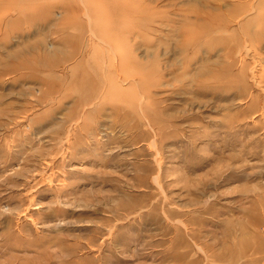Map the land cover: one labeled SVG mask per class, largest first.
I'll return each instance as SVG.
<instances>
[{"label": "rangeland", "instance_id": "obj_1", "mask_svg": "<svg viewBox=\"0 0 264 264\" xmlns=\"http://www.w3.org/2000/svg\"><path fill=\"white\" fill-rule=\"evenodd\" d=\"M0 264H264V0H0Z\"/></svg>", "mask_w": 264, "mask_h": 264}]
</instances>
